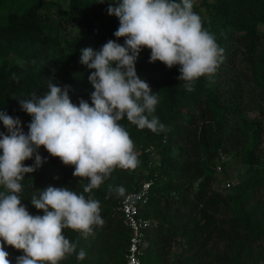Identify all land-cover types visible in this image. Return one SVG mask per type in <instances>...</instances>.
Segmentation results:
<instances>
[{
    "label": "trees",
    "instance_id": "16d2710c",
    "mask_svg": "<svg viewBox=\"0 0 264 264\" xmlns=\"http://www.w3.org/2000/svg\"><path fill=\"white\" fill-rule=\"evenodd\" d=\"M110 4L115 0H0V111L19 118L25 133L31 116L19 99L42 95L48 81L70 86L74 104L83 99L91 105V70L80 62L81 50L99 51L109 40L124 44L114 35L119 20L108 14ZM193 11L223 49V60L211 80L201 77L188 92L179 66L150 63L151 50L141 51L137 75L158 93L154 115L166 131L120 121L134 143L135 169L116 168L84 193L87 178L74 177V166L41 148L46 162L21 181L17 195L33 216L44 213L30 200L48 186L100 203L102 227L94 225L87 238L72 229L62 233L85 259L73 254L59 264H126L131 230L120 207L145 183L150 200L139 216L151 227L144 264H264V0H193ZM0 132L7 134L2 121ZM231 155L246 168L237 183L227 166L233 161H225ZM24 163L33 166L34 158ZM21 255L13 248L11 262Z\"/></svg>",
    "mask_w": 264,
    "mask_h": 264
},
{
    "label": "clouds",
    "instance_id": "9594fccd",
    "mask_svg": "<svg viewBox=\"0 0 264 264\" xmlns=\"http://www.w3.org/2000/svg\"><path fill=\"white\" fill-rule=\"evenodd\" d=\"M107 12L118 18L114 35L124 44L109 40L99 51L81 50L80 62L91 70V105L83 99L74 104L70 86L48 81L42 95L19 99L21 110L31 116L27 133L19 118L0 111L7 130L0 132V186L6 189L0 192V264H10L5 243L24 253L16 264H59L73 254L85 259L86 252L80 249L77 254V244L62 233L72 229L87 238L94 225L102 227L98 200L48 186L32 196L31 204L44 213L33 216L17 194L25 176L46 162L41 148L65 166H74V177L87 178L84 193L98 189L116 168L138 166L134 143L120 121L126 117L140 130L166 131L154 115L158 93L137 75L143 49L151 50L150 63L179 66V79L188 92L201 77L211 80L223 60V49L203 28L193 0H115ZM33 158L34 165L25 166Z\"/></svg>",
    "mask_w": 264,
    "mask_h": 264
},
{
    "label": "built area",
    "instance_id": "2783aa9c",
    "mask_svg": "<svg viewBox=\"0 0 264 264\" xmlns=\"http://www.w3.org/2000/svg\"><path fill=\"white\" fill-rule=\"evenodd\" d=\"M221 171V168L218 169ZM232 184L227 183V188ZM150 183H145L138 192L127 195L122 201L120 211L125 223L131 230L129 248L126 255V264H144L143 255L145 247L148 246L147 231L151 227V221L139 216V209L142 204L150 200ZM10 264H13L10 260Z\"/></svg>",
    "mask_w": 264,
    "mask_h": 264
},
{
    "label": "rangeland",
    "instance_id": "374dc122",
    "mask_svg": "<svg viewBox=\"0 0 264 264\" xmlns=\"http://www.w3.org/2000/svg\"><path fill=\"white\" fill-rule=\"evenodd\" d=\"M20 9L24 10V7H21ZM260 31L261 32H264V26H261L260 27ZM253 115H254V117H256V114L255 113H253ZM263 126H264V120H263ZM263 147H264V144H263ZM233 159H236V158H235V156L231 155V156L226 157L225 161L226 162H229V161H233ZM227 166L229 168L233 167V169H231L229 171L230 180L231 181L235 180L234 182L237 183L236 178L239 177L240 175L244 174V172L246 171V168L243 167L242 165H240V163L238 161H233V163L230 162V163L227 164ZM216 174L219 177V182L221 183V185L226 184L227 180L225 179V174H223L221 172H217ZM0 188H4V187L3 186H0ZM4 248H5V251L9 255V260H11V258H12V249L13 248L10 247V246H8L6 243L4 244ZM180 251H181V247L178 246V247H176L174 253L177 254V253H180Z\"/></svg>",
    "mask_w": 264,
    "mask_h": 264
}]
</instances>
